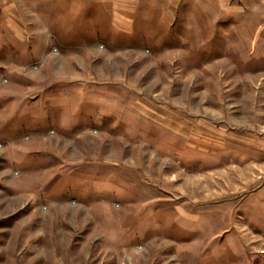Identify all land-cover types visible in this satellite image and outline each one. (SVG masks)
<instances>
[{
	"label": "rangeland",
	"instance_id": "1",
	"mask_svg": "<svg viewBox=\"0 0 264 264\" xmlns=\"http://www.w3.org/2000/svg\"><path fill=\"white\" fill-rule=\"evenodd\" d=\"M64 7L1 43L0 264H264V29Z\"/></svg>",
	"mask_w": 264,
	"mask_h": 264
},
{
	"label": "crops",
	"instance_id": "2",
	"mask_svg": "<svg viewBox=\"0 0 264 264\" xmlns=\"http://www.w3.org/2000/svg\"><path fill=\"white\" fill-rule=\"evenodd\" d=\"M65 5L76 16L84 12L90 15L91 11L92 15L124 16V21L144 16L148 22L156 20L157 25L168 26L181 21L187 24L186 17L192 14L224 16L226 20L254 17L242 22H254L264 29V0H0V48L14 35L22 39L28 34L33 40V32L54 31L59 17L65 16ZM46 38L47 34L44 41Z\"/></svg>",
	"mask_w": 264,
	"mask_h": 264
}]
</instances>
